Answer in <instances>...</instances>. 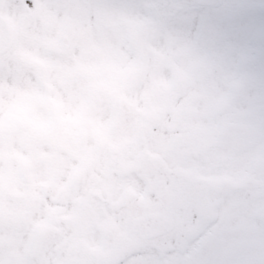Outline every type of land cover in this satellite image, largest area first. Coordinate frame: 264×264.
Returning <instances> with one entry per match:
<instances>
[{
    "label": "snow or ice",
    "instance_id": "snow-or-ice-1",
    "mask_svg": "<svg viewBox=\"0 0 264 264\" xmlns=\"http://www.w3.org/2000/svg\"><path fill=\"white\" fill-rule=\"evenodd\" d=\"M0 264H264V0H0Z\"/></svg>",
    "mask_w": 264,
    "mask_h": 264
}]
</instances>
